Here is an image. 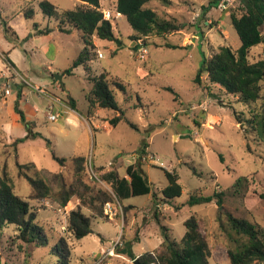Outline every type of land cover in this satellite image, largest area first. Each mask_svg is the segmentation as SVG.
<instances>
[{
	"label": "rangeland",
	"instance_id": "rangeland-1",
	"mask_svg": "<svg viewBox=\"0 0 264 264\" xmlns=\"http://www.w3.org/2000/svg\"><path fill=\"white\" fill-rule=\"evenodd\" d=\"M36 1L39 0H0V23L9 22V27L21 38L19 41L10 33L16 41L9 39L0 24V47L5 51L10 47L12 59L29 82L22 108L35 113L34 131L43 137L17 143L28 131L20 123L14 129V138H10L4 128L10 118L6 108L0 107V174L6 173L15 193L30 202L37 222L48 236L49 246L26 244L20 239L17 226L4 224L0 227V264H59L54 246L62 238L70 250L71 264H134L142 255L159 251L165 234L180 244L187 230L185 222L192 216L199 220L200 232L210 249L211 264H230L227 255L230 242L222 230L226 214L264 227V143L249 131L247 124L260 111L263 100L246 104L239 101L238 95H229L220 86L211 84L207 75L202 84L195 83V78L205 57L210 58L222 46L234 51L240 47L230 19V14L237 12L240 0H220L219 5L212 7L209 6L214 0L150 2L145 7L185 27L177 33L151 36L138 42L132 40L135 33L122 16L113 20L115 35L123 42V48L100 40L92 69L94 75L105 71L111 74L109 80L117 102L126 112L128 123L137 129L124 121L114 128L109 121L117 114L100 109L94 117L99 115L102 128L92 134L77 115L75 124L66 123V115L71 112L66 114V109L61 107L50 108V95H41L33 88H44L46 81L64 75L84 49L79 31L64 25L70 32H61L59 23L43 15ZM48 1L60 12L74 9L78 4L77 0ZM115 7L116 0H101L102 11L114 12ZM30 8L36 14L27 19L24 11ZM47 27L52 29L51 33H40L39 30ZM136 44L139 48L134 50ZM144 48L147 54L142 52ZM98 51L104 58L97 57ZM3 57L0 55L4 65V70L0 68V87L9 84L16 95V81L9 82L3 76L6 65H11L7 55ZM261 59H264V44L254 47L249 54L252 63ZM49 66L54 69V77L47 70ZM115 80L125 90L114 86ZM60 84V89L51 91L60 97L69 91L83 111L86 94L92 87L84 68L75 69L72 76L65 75ZM262 87L264 96V83ZM3 100L0 97V102ZM57 112L58 120L50 121L48 114ZM234 112L244 124L238 123ZM46 140L51 141L50 147ZM145 142L148 147L142 169L154 185L153 194L118 201L104 175L112 170L123 176L129 164L140 162L137 152ZM52 151L58 158L67 159L64 166L54 159ZM79 156L85 157L87 163L77 181L72 158ZM18 161L36 164V168L23 171L35 180L45 181L49 194L37 197L38 192L21 175ZM163 169L179 174L184 189L181 197L165 200L162 196L161 190L168 185ZM244 177L246 181L239 193H233L234 189L228 192ZM64 189L73 193L66 205L62 199ZM97 192L109 194L113 202L97 201ZM215 192L226 193L223 207H218L216 202L189 205L191 195L212 196ZM91 202L97 212L90 208ZM78 206L87 216L95 217L94 233L81 241L67 233L69 213ZM99 211L104 213L103 218L98 216ZM116 242L118 245L114 246ZM129 247L136 259L122 253ZM112 248L114 254H107Z\"/></svg>",
	"mask_w": 264,
	"mask_h": 264
},
{
	"label": "trees",
	"instance_id": "trees-1",
	"mask_svg": "<svg viewBox=\"0 0 264 264\" xmlns=\"http://www.w3.org/2000/svg\"><path fill=\"white\" fill-rule=\"evenodd\" d=\"M78 1L81 3L76 5L74 9L62 12L48 0H39L38 7L43 15L54 18L59 23L58 28L61 32H70V30L65 29L64 25L79 31L84 49L73 61L71 67L65 70L63 74L72 76L75 69L84 68L86 79L92 86L87 94V117H94L97 110L100 109L113 111L117 115L109 123L115 128L120 122L128 123V120L126 119V112L121 109L117 102L116 92L113 90L112 82L109 80L111 74L107 71L101 75H94L93 73L92 62L94 61L96 49L94 39L115 43L118 49L123 48V42L116 37L112 22L104 19L101 0ZM153 1L169 3V0H116L114 12L120 13L135 33L132 36L133 41L138 42L151 36L177 33L185 27L183 24L161 18L156 10L145 7ZM210 4L209 7L219 5L220 0H214ZM35 14L36 12L33 8L24 11L27 19H32ZM230 19L240 41V47L234 51L230 47L222 46L210 58L205 57L203 65L195 78V83L202 84L204 75H207L211 84L220 86L229 95H238L240 102L251 104L262 99L263 104L260 107V111L254 114L247 121V124L249 131L253 132L264 143V96L262 94L264 59L254 63L249 60L250 51L254 47L264 44V0H240L237 12L231 13ZM0 24L4 27L7 35L10 33L14 36L16 35L6 20H2ZM51 32L52 29L49 27L40 30L42 34ZM7 37L15 40L9 35ZM15 38L17 39L16 36ZM138 48L139 44L133 47L134 50ZM96 55L97 57L99 56V51ZM8 61L11 63L10 60ZM11 65L13 64L11 63ZM114 83L117 88L125 90L121 82L115 80ZM170 91L174 92L172 89ZM21 97L22 94L19 93L15 110L20 117L21 123L27 129L28 135L17 140V143H24L28 139L43 138L40 133L34 132V122L28 121L24 112L19 109L18 100ZM68 99L72 109H76V100L70 95H68ZM234 115L239 124H244L237 112H234ZM128 124L132 128L137 129L132 123L129 122ZM46 144L47 147H50L52 143L50 140H46ZM147 147L148 144L145 142L143 148L137 152L140 156V162L127 166L126 174L129 178H119L114 171L104 175L103 179L111 184L114 197L118 201L153 194L154 186L149 182L148 177L142 170V159ZM52 154L60 166L65 165L67 159L58 158L53 151ZM72 160L75 165V176L78 179L77 181H80L81 175L86 170L87 160L81 156L74 157ZM16 165L21 175L29 181L33 190L38 192V198L49 194V187L45 181L35 180L23 171L24 168H36L35 163L25 165L20 164L18 161ZM163 171L168 180V185L161 190L164 199L174 200L181 197L184 189L179 182V174L166 169H163ZM244 181H246L245 177L239 179L228 192L234 189L235 192L233 191V193H239L240 188L244 186ZM225 194L223 192H215L212 196L191 195L189 205L216 202L218 207H223V196ZM72 195L73 193L68 190H63L62 199L64 205L70 201ZM79 198L84 203V199L82 197ZM95 198L102 204L113 202V197L103 192H97ZM262 198H264V195H262ZM93 204L94 202H91L89 206L97 212L98 209ZM98 213L99 217H104L102 211ZM226 216V221L222 223V230L230 242L227 249L230 264H264V227L246 219L237 218L230 213L226 214ZM93 218L95 217L87 216L83 209L78 206L69 213L67 233L75 240L81 241L94 233ZM4 224L17 226L19 237L26 244L35 243L39 247L49 246L48 236L43 227L37 222L36 212L28 200L21 198L15 193L13 183L6 173L0 174V227L4 226ZM185 226L187 230L180 244L171 239L168 234H165L160 250L156 253L152 252L142 255L138 259L139 264H151L154 262L157 264H211L209 260L211 257L210 249L200 232L199 220L192 216L185 222ZM122 253L129 255L132 259H136L130 247L127 250H122ZM54 255L59 258V264H71L70 250L64 238L60 239L54 246Z\"/></svg>",
	"mask_w": 264,
	"mask_h": 264
},
{
	"label": "crops",
	"instance_id": "crops-1",
	"mask_svg": "<svg viewBox=\"0 0 264 264\" xmlns=\"http://www.w3.org/2000/svg\"><path fill=\"white\" fill-rule=\"evenodd\" d=\"M78 1V0H77ZM37 3L39 1H36ZM81 2L78 1V4H80ZM77 4V5H78ZM123 18V17H122ZM9 24V22H8ZM13 30V29H12ZM40 31V30H39ZM15 32V31H14ZM16 33V32H15ZM17 37V39L20 41L21 38L17 35H15ZM16 41V40H15ZM99 41L98 39H94V44L96 45V47L99 46ZM108 42V41H107ZM111 43V42H110ZM145 47V46H143ZM142 47V48H143ZM10 47L8 48L7 51L5 50H2L1 47H0V55H4L6 54L7 57H8V60H10V62L13 64L12 67L18 72V74L20 76H22L25 80H26V83L25 84V87L22 86L21 82L19 80H16V89H17V93L16 95L13 94V91H12V94L7 98V100H3L2 102H0V107L2 109H5L6 108V111L8 113V116H9V122L7 123H4V128H5V131L8 133V135L10 136V138H14V133H15V128L18 127V125L21 123L20 121V117L19 115L16 113V110H15V104L17 102V99H18V94H22V97L20 100H18V105H19V109L21 111L24 112L25 116H26V119L28 121H31V122H34L35 124V128H36V122H35V113H33L32 111L30 112H27L25 111L23 108H22V101H23V98L25 97V89H26V86L29 85V82L27 80L26 77H24L21 73V71H19L15 61L12 59V50H9ZM14 49V47L12 48ZM0 68L1 70H4V65L2 62H0ZM48 72L51 74L52 77H54L53 75V72H54V69L49 66L47 68ZM65 77V75H63V78ZM89 83V82H88ZM90 84V83H89ZM62 86L60 84V82H58L57 80L55 81H46L45 82V86H44V90L46 91V95H50L51 97V106L50 108H56L58 110L59 107L63 108V109H66V111L64 113L68 114L66 115V123L68 124H75V122L77 121L76 119V115L79 116L82 120L85 121V123L89 126V132L92 134V133H95L96 131H99L102 126L101 124L99 123V115H97L96 117H91V118H88L87 117V113H88V102L87 104L85 105L84 107V110L82 111L80 108H79V104H78V101L71 95V93L69 91L65 92L64 91V94H65V97H60L56 94H54L51 89H60ZM37 88V87H36ZM68 95H70L72 98H74L76 100V109H72V107L69 105V99H68ZM11 98V102L13 103V105H11V102H10V99ZM86 100H87V94H86ZM55 114H59L60 113H55ZM63 115V114H61ZM22 126L24 127V125L22 124ZM106 130L107 131H110L109 129H107L106 127ZM35 132V131H34ZM24 138V137H23ZM39 138H36V139H28L26 140L25 142L29 143L30 141H35ZM23 144V143H22ZM95 167V166H94ZM96 168V167H95ZM104 170H106V167L104 168ZM143 170V169H142ZM112 171V170H111ZM118 176V175H117ZM119 177V176H118ZM119 178H129L127 176V174L125 173L123 176L119 177ZM154 186V185H153ZM166 187V186H165ZM164 187V188H165Z\"/></svg>",
	"mask_w": 264,
	"mask_h": 264
},
{
	"label": "built area",
	"instance_id": "built-area-1",
	"mask_svg": "<svg viewBox=\"0 0 264 264\" xmlns=\"http://www.w3.org/2000/svg\"><path fill=\"white\" fill-rule=\"evenodd\" d=\"M222 7L225 8L224 3L222 4ZM103 15H104V19L105 20L111 21V22H113V20L118 19L119 17L122 16L120 13L113 12V11H110V10H103ZM142 52H144L145 54L148 53L146 48L142 49ZM1 56H2V58H4L3 57L4 55H1ZM98 57L100 59H102V58H104V55L101 52H99V56ZM6 68H7V71L3 73V76L6 77L9 82H13V81L15 82L16 80H19L20 82L26 83V80L22 76H20L18 74V72L12 67V65H9V67H7V65H6ZM33 88L39 94L46 95V91L43 88H36V87H33ZM12 91L13 90L11 89V86L9 84L4 86V87H0V97H2L4 100H7V98L12 94ZM59 117H60L59 114H53V113H49L48 114L49 120L53 121V122L57 121ZM117 245H118V242H116L114 246H117ZM107 254H110V255L114 254V248L110 249ZM151 264H157V263L154 262V263H151Z\"/></svg>",
	"mask_w": 264,
	"mask_h": 264
},
{
	"label": "water",
	"instance_id": "water-1",
	"mask_svg": "<svg viewBox=\"0 0 264 264\" xmlns=\"http://www.w3.org/2000/svg\"><path fill=\"white\" fill-rule=\"evenodd\" d=\"M63 75H56V80L62 82ZM134 264H139L138 259L134 261Z\"/></svg>",
	"mask_w": 264,
	"mask_h": 264
}]
</instances>
